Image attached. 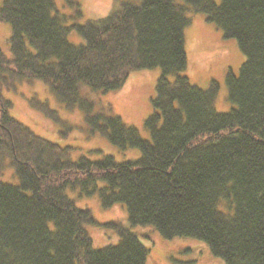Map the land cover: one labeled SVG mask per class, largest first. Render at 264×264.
<instances>
[{
    "label": "trees",
    "instance_id": "1",
    "mask_svg": "<svg viewBox=\"0 0 264 264\" xmlns=\"http://www.w3.org/2000/svg\"><path fill=\"white\" fill-rule=\"evenodd\" d=\"M66 1L69 15L56 0L0 6V20L12 25V58L0 46V172L10 165L20 180L0 182V264H146L148 247L121 222L107 224L119 234L117 244L94 247L87 225L99 223L68 186L97 193L104 207L125 203L131 226L204 240L227 264H264V0H116L107 15L84 23L80 1ZM190 13L237 38L245 54L239 75H227L236 103L227 112L216 109V81L202 88L181 74ZM72 30L80 44L69 40ZM157 66L149 139L110 107L94 110L81 96L82 85L107 92L133 71ZM32 78L68 108L79 104L93 131L141 155L73 159L68 146L36 134L10 114L13 102L3 95V87ZM30 102L59 119L48 102Z\"/></svg>",
    "mask_w": 264,
    "mask_h": 264
},
{
    "label": "rangeland",
    "instance_id": "2",
    "mask_svg": "<svg viewBox=\"0 0 264 264\" xmlns=\"http://www.w3.org/2000/svg\"><path fill=\"white\" fill-rule=\"evenodd\" d=\"M2 1L0 0V6ZM79 1L83 16L78 19V22L84 23L88 19L107 15L116 0ZM56 4L61 13L68 15L72 13V7L66 0H56ZM190 14L192 20L185 29L188 65L181 74L187 75L192 83L202 88H208L213 80L216 81L219 86L215 100L216 109L227 112L236 105L229 95L227 75L229 71L236 76L239 75L246 58L245 54L237 38L225 37L222 28L215 22L209 21L203 13ZM11 34V23L0 20V46L10 58H12ZM68 37L75 44L83 41L76 30H72ZM29 48L34 51L30 44ZM161 74L162 69L159 66L135 70L118 89L103 92L82 85L81 96L94 101V110L110 107L113 114L121 116L127 124L137 127L141 135L149 139L151 133L146 126V121L154 111L152 99L156 94V84ZM168 77L174 79L175 74L171 73ZM3 95L13 102L9 110L13 117L28 125L36 134L61 146H68L70 157L73 159L81 156L98 159L103 154H112L118 161H125L141 155L139 148L129 147L122 150L110 142L106 135L93 131L80 105L75 104L74 107L68 108L65 102L41 79L23 80L17 83L16 89L3 87ZM34 96L48 102L49 107L57 112L59 119L56 120L32 106L30 100ZM0 182L18 185L20 180L15 169L7 165L0 172ZM66 193L79 207L89 208L98 221L99 224L87 225L94 247L117 244L120 236L107 224L121 222L137 233L148 247L146 264H227L222 257L213 254L204 240L191 236L166 238L151 224L131 226L127 206L123 202L104 207L97 193L81 195L79 189L70 186L66 188Z\"/></svg>",
    "mask_w": 264,
    "mask_h": 264
}]
</instances>
